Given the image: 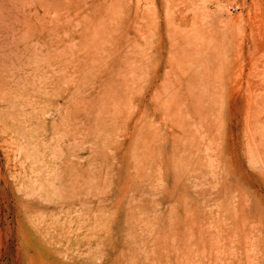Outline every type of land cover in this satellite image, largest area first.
Returning <instances> with one entry per match:
<instances>
[{"label":"rangeland","instance_id":"rangeland-1","mask_svg":"<svg viewBox=\"0 0 264 264\" xmlns=\"http://www.w3.org/2000/svg\"><path fill=\"white\" fill-rule=\"evenodd\" d=\"M33 2L0 264H264V0Z\"/></svg>","mask_w":264,"mask_h":264},{"label":"bare ground","instance_id":"bare-ground-1","mask_svg":"<svg viewBox=\"0 0 264 264\" xmlns=\"http://www.w3.org/2000/svg\"><path fill=\"white\" fill-rule=\"evenodd\" d=\"M24 7V4L20 7V0H0V61L2 64L6 60L11 66H14L15 58L11 52L17 47L18 51H24L31 38L30 22L26 17V7ZM20 11L25 12L24 20L19 16ZM21 21L26 29L19 27ZM14 37H16V41ZM42 50L44 51V48Z\"/></svg>","mask_w":264,"mask_h":264}]
</instances>
